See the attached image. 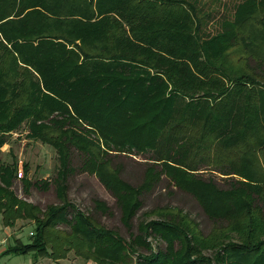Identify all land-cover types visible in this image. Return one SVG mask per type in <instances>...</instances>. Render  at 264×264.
<instances>
[{
  "label": "trees",
  "instance_id": "obj_1",
  "mask_svg": "<svg viewBox=\"0 0 264 264\" xmlns=\"http://www.w3.org/2000/svg\"><path fill=\"white\" fill-rule=\"evenodd\" d=\"M24 122L58 168L31 180L21 164L22 190L53 187L58 202L18 197L16 158L0 160L3 225L34 224L31 242L4 253L264 264V0H0V146ZM145 153L141 180L125 179L120 157ZM77 174L114 198L128 239L70 200ZM163 180L197 203L207 232L176 205L143 211L131 230Z\"/></svg>",
  "mask_w": 264,
  "mask_h": 264
},
{
  "label": "rangeland",
  "instance_id": "obj_2",
  "mask_svg": "<svg viewBox=\"0 0 264 264\" xmlns=\"http://www.w3.org/2000/svg\"><path fill=\"white\" fill-rule=\"evenodd\" d=\"M27 122H24L16 131L10 133L7 142L0 146V160L4 163H11L13 156L16 158L18 165L17 178L13 183V190L18 197L38 204L44 208L48 203L58 202L53 187L47 190L31 188L28 194L22 190L20 182L22 176L21 164H28L27 178L31 180L50 179L55 175L58 168V159L55 149L49 144L42 143L38 140L29 139L26 136ZM148 153L136 154L135 156H122L120 160L123 163L122 176L132 183L139 182L142 177L144 157ZM140 161V162H139ZM68 196L70 200L85 213H93L100 222L108 228L114 229L118 234L128 239V229L120 222L119 209L114 204V198L96 179L94 175L77 174L69 178ZM179 190L167 185L166 180L157 184L150 192L146 193L143 198V207L137 212L132 220L131 230H136V225L142 219V212L149 210L156 205H176L186 211L191 217L196 219L201 229L207 232L212 223L204 216L200 207L192 199L185 196ZM93 199H101L110 207L111 214L102 215L95 211ZM152 217V216H151ZM149 217V219L151 218ZM154 217V216H153ZM1 221L0 215V247H8L20 241L22 243L31 242L30 232L33 231L34 224L29 219H17L15 224L7 229ZM9 234V235H8ZM232 238H234L232 236ZM152 247L155 249L158 245L163 244L156 241L153 237L147 238ZM18 240V241H17ZM210 254V252H207ZM47 256L38 255L34 251L24 254L3 253L0 254V264H54L56 260ZM64 264H84L81 257L74 254L71 250L66 257L60 258ZM136 255H131V261L134 263ZM86 262V261H85Z\"/></svg>",
  "mask_w": 264,
  "mask_h": 264
},
{
  "label": "crops",
  "instance_id": "obj_3",
  "mask_svg": "<svg viewBox=\"0 0 264 264\" xmlns=\"http://www.w3.org/2000/svg\"><path fill=\"white\" fill-rule=\"evenodd\" d=\"M6 228L9 229V227H6ZM6 249H7V247L6 248L0 247V254H3ZM52 262H53V260H52ZM54 262H55L54 264H64V262H61V260H56ZM84 264H96V263L91 261V260H89V261H86V262L84 261Z\"/></svg>",
  "mask_w": 264,
  "mask_h": 264
},
{
  "label": "built area",
  "instance_id": "obj_4",
  "mask_svg": "<svg viewBox=\"0 0 264 264\" xmlns=\"http://www.w3.org/2000/svg\"><path fill=\"white\" fill-rule=\"evenodd\" d=\"M30 234H31V232H30Z\"/></svg>",
  "mask_w": 264,
  "mask_h": 264
}]
</instances>
